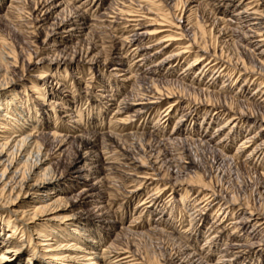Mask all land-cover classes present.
<instances>
[{
  "label": "rangeland",
  "instance_id": "obj_1",
  "mask_svg": "<svg viewBox=\"0 0 264 264\" xmlns=\"http://www.w3.org/2000/svg\"><path fill=\"white\" fill-rule=\"evenodd\" d=\"M46 1L50 2L51 0H0V54L3 61L7 63L12 60L2 54L4 52L1 47H6L5 52H9L10 49L15 50L18 66L16 68L11 67L12 64L5 66L9 77L16 82L13 90L7 95L14 94L21 97V102L18 103L19 111H28L30 114L28 123L31 124L30 127H36L34 131L36 139L48 153L50 158L48 163L63 175L60 181L59 195L63 198L64 205L71 209L60 211L59 215L80 216L79 221L84 224V230L96 241L95 246L90 243L92 247L107 249L114 244L127 243L147 261L154 262V264H171V258L173 259L176 255L169 254L176 252L185 244L194 247L202 257L200 259L208 264H215L224 253L222 248L226 242L244 238L251 230L233 225L240 219L242 212L238 211L237 205L231 207V201L240 198L243 202L256 208L257 211H262L264 215V179L258 174L259 172L257 173V170L264 171L260 167L264 165V155L260 153L256 158L245 160V158H249L248 154L255 145L242 150L238 146L240 139L226 140L233 124L225 127L224 131L220 130V127L225 124L226 118L229 119L233 116V113L221 117L212 115L211 111L216 110H210L211 107H204L189 117L183 116L189 114V110L188 107L184 108L186 101L178 98L161 100L148 114L138 113L141 106L133 107L122 114H116L115 111L122 99L139 87L141 88L143 83L139 82L138 76L146 74L147 70L160 69L157 75L159 79L175 80L183 77L184 83L188 85L193 84L201 89L207 87L217 92L227 84L225 89L230 90L229 95H234L241 88L245 79L240 77L237 80L238 73L232 77L224 75L217 79L215 77L211 79L214 74L212 72L197 75L202 64L183 73L185 68L199 56L200 51L197 48L190 50L192 53L188 54V58H182L180 62L172 60L162 68H160L162 65H156L180 51L182 46L189 44V37L183 39V44L174 43L168 51L151 56L165 44L155 45L161 35L147 36L141 46L149 48L135 55L131 51L135 46L130 48V46L123 47L122 45L125 42L124 39L128 35L130 37L135 30L131 29L132 27L125 21L128 19L127 17L117 15V11L111 13L115 6V0H55L57 4H62L53 10H48L44 5ZM149 2H154V4L150 6ZM207 2L202 0H144L140 4L145 8L150 7L153 13L144 14L150 19L155 18L153 14L167 13V21L172 26L179 25V19H186L185 17L190 15L193 22H197V25L201 27L199 32L205 33V37H209L210 32L214 35V41L218 42L220 39L223 41L220 32L223 31V25L226 23L220 19L231 18V12L225 11L223 7L221 8L223 13L219 11L220 7L217 1ZM194 5L196 6L193 8V12H189ZM70 9L85 14L86 19L81 24V31L76 32L73 37L64 38L58 34L62 28L57 30L56 34L47 37L46 33L52 31L53 23L67 16ZM47 10L50 11L47 23L43 26L35 24V18H40ZM144 12L146 13V10ZM150 19L141 21L142 29L138 30L139 32L159 27L152 26L153 21ZM73 21L74 19L69 23L71 24ZM159 21L161 22V20ZM33 24L40 26L39 29L43 32L37 39H30L26 34L32 30L30 27ZM69 25L65 27H71ZM194 28L197 29L195 26ZM163 29H171L173 32L177 30L168 26ZM234 38L227 39L222 43L225 52L229 54L241 52L244 44V42L240 43V37ZM109 40L111 41L109 42ZM54 48H56L55 53H66L70 59L73 55H79L80 51L79 58L81 55L82 57L86 56L85 59L92 57L95 62L80 63L79 65L70 63L60 68L48 63L35 65L36 51L42 49L48 53ZM29 53H31L30 60ZM120 56L124 58L120 59ZM141 57L145 59L137 63L136 61ZM116 62H121L124 65L116 66ZM151 66L154 67L150 69ZM114 67L120 68L121 71H113ZM232 79L234 80L233 84ZM161 87L158 86V88ZM34 88H39L42 95L34 94ZM1 93L3 92L0 91ZM53 93L59 95L56 96ZM63 97L64 106L69 107L70 105L72 108L68 112L72 114L69 120L62 118L66 114V109L62 108V105L55 107L50 104L52 99ZM174 100L180 102L177 107L171 109L168 120L159 124L165 108ZM260 124L251 126L249 128L251 131L247 132L245 136H253L256 131H260ZM154 130L158 138H154L150 144L139 135L141 132L150 133ZM54 131H57L62 137H68L67 143L61 150H58L60 147L53 142V140L55 141L52 136ZM110 133L115 134V139L111 138L108 141L106 138ZM136 134L138 136H133ZM185 135H190L193 141L181 143L173 139L175 136H177L175 138H181ZM83 137L92 138L93 145L85 146L83 142L86 140ZM200 138L207 140L216 152L204 147L198 141ZM160 139L170 141L172 139L176 144L174 147L170 144L168 150H165L156 142ZM121 146L127 150H122ZM240 149L241 153L236 154ZM110 154L115 156H110ZM129 156H133L137 160H133ZM90 157L93 158L92 161L89 160ZM114 158L117 162L113 165L115 170H111L108 164L114 161L112 160ZM229 158H232L234 162ZM129 159L136 165L141 164L138 160H142L144 164L153 166V172L157 173L160 178L165 173V177L172 175L175 177L172 169L184 168V165H187L185 162L194 161L189 172L186 171L188 173L180 174L182 178H188L193 184L200 180L201 183L213 185L217 190H220V196L224 198L223 202L228 198L229 203L222 207L229 206V210L233 207L235 209L224 219L225 225L229 227L224 229V233H221L222 240L217 245H211V249H209L208 243L204 245L208 235L212 234L211 238H213L215 234H219L218 231L222 230L218 227L209 230L211 226H214L212 223L213 220H216L215 215L220 208H213L209 212L206 224L197 221L196 215H194L196 213L192 208L195 202L193 197L196 196V187H173L171 190L170 186L172 185H170L166 191H163L165 193L159 203L160 205L163 202L166 203L170 194L172 200L166 203L167 208L162 212H159L160 207L157 211L155 208L153 210L137 207L139 199L144 200L147 196L154 195L157 192L156 187L163 188L164 180L159 182V186L156 184L149 186L141 197H130L127 191L135 189L137 183L133 181L135 178L131 175L135 172L128 168ZM76 160H78L76 167L71 168V164ZM90 163L91 165H89ZM124 165L125 167H123ZM93 166L97 167L95 172L92 171ZM150 168L148 170L143 168L142 171H152L149 170ZM188 176H192V179L190 180ZM172 182L175 183V180ZM87 189H93V197H86L83 190ZM103 190L106 193H102ZM105 219L116 221L117 224L101 221ZM73 243L76 244L77 241ZM185 257L186 255L180 256V258ZM242 263L243 261L237 264ZM195 264H199V261ZM200 264L205 263L200 262ZM250 264H264V251L258 254L254 253Z\"/></svg>",
  "mask_w": 264,
  "mask_h": 264
},
{
  "label": "bare ground",
  "instance_id": "obj_2",
  "mask_svg": "<svg viewBox=\"0 0 264 264\" xmlns=\"http://www.w3.org/2000/svg\"><path fill=\"white\" fill-rule=\"evenodd\" d=\"M115 1V6L111 10V13H116L117 11V15L127 17L128 19L125 21L129 23L132 27L131 29L134 28L135 30L130 37L128 35L124 39L125 42L123 41L124 44L122 45L123 47L130 46V48L135 46L131 50L135 55L149 48L148 46H141L147 36L161 35L160 40L155 45L165 44L159 51L157 50L151 54V56L168 51L174 43L178 42L183 44V39L189 37V44L182 46L180 51L167 57L164 61H160L156 65H162L160 67L162 68L172 60L180 62L182 58H188L187 56L192 53L190 50L197 48L200 51L199 56L194 59L191 65L185 68L183 73L193 70L194 67L202 64L197 75H205V73L212 72L214 74L211 79L214 77L217 79L224 75H230L232 77L238 73L237 80L240 77L245 79L241 88L234 95H229L231 93L230 90L225 89L227 84L223 85L220 91L217 92L207 87L201 89L193 84L188 85L184 83L183 77L175 80L166 78L159 79L157 75L160 69L147 70L146 74L143 73L138 76L140 78L139 82L143 83L141 88L139 87L122 99L118 103L115 113H126L133 107L141 106L138 113L148 114L152 111L154 105L168 98L185 100L186 104L184 108L188 107L189 114L183 116L187 117L204 107H211L210 110H216L211 111L212 115H220L221 117L233 113V116L229 119L226 118L225 124L220 127V130L224 131L225 127L233 124L228 132L229 134H227L228 137L226 140L235 141L240 139L238 146L242 150L255 145L248 154L249 158H245V160L256 158L260 153L264 155V0H214L219 3V11H222L223 9L221 10V8L223 7L225 11L231 12L232 18L227 20L220 19L226 24L223 25V31L220 32L223 41L220 39L218 42L213 40L214 35L212 33L209 32V37H205V33L199 32L201 27L197 25V22H193L190 15L185 17L186 19H179V25L172 26L168 23V16L165 12H162L165 13L162 15L153 14L155 16L153 19L144 15L153 13L150 7L145 8L141 6L140 3L144 0ZM202 1L209 2L211 0ZM60 4L62 3L57 4L55 0L44 2L48 10H53ZM153 4L154 2H149L150 6ZM195 6H192L189 12L192 13ZM230 9L232 10L230 11ZM48 10L40 18H35V21L33 19L35 24H41L40 26H43L47 23L50 18V11ZM143 10H146V13ZM27 19L30 20L29 17ZM72 19L74 21L70 24L69 22ZM85 19V14L70 9L68 10L67 16L53 23L52 31L47 32L46 36L54 35L57 30L63 28L58 33L59 35L64 38L73 37L76 32L81 31V24H83ZM146 19L153 21L152 26L156 25L159 27H155L154 30L139 32L138 30L142 29L141 21ZM111 22L117 23L114 21ZM37 25L33 24L30 27L32 30L26 32L30 39H37L42 35L43 32L40 31V26ZM66 25L71 27H65ZM165 26L176 28L179 31L176 30L173 32L171 29H163ZM234 37H240V43L244 42V44H241V52L237 51L234 54H229L225 52L222 43L227 39H235ZM1 48L4 52L2 54L12 61L5 63L0 54V91L3 92L0 94V264H154V262L147 261L144 256L134 251L127 243L114 244V246L107 249H101L97 246L94 247L96 241L84 230V224L79 221L80 216L78 217L72 214L65 216L59 215L60 211L71 209V207L68 208V206L64 205L65 202L59 195V191L61 190L59 188L61 186L60 181L63 175L48 163L50 159L49 155L36 139V133L34 132L36 127H30L31 124L28 123L30 118L28 111H19L18 103L21 102V97L14 94L12 96L7 95V93L13 90L16 82L9 77L8 70L5 66L12 64L11 67L16 68L18 66V59L16 58L15 50L10 49L9 52H5L6 47L2 46ZM55 51L56 48L49 50L48 53L42 49L36 51L37 61L35 65L39 66L48 63L60 68L70 63L79 65L80 63H92L94 61L89 56V59H85L84 57L86 56L82 57V55L79 58L80 51L78 52L79 55H73L71 59L66 53H55ZM28 56L30 60L31 53ZM123 58L120 56V59ZM144 59L141 57L136 62H141ZM95 60L98 61L97 59ZM116 63V66L124 65L121 62ZM152 67L154 66H151L150 69ZM112 70L121 71L118 67H114ZM158 86L162 87L158 88ZM33 91L34 94L42 95L39 88H34ZM53 94L56 96L59 95L56 93ZM248 94L250 95L248 96ZM62 101H64V97L52 99L50 104L55 107L62 105V108L66 109V114L62 118L69 120L72 114L68 112L72 108H70V105L69 107H65ZM179 102L178 100H174L165 108L164 115L158 122L159 124L160 122L164 123L168 120L169 112L172 111L171 109L173 107H177ZM256 124L261 125V130L256 131L253 136H245L247 132L249 133L251 131L249 128ZM139 135L145 138L148 144L152 143L154 138H158L155 130L150 133L141 132ZM52 136L55 139L53 142L57 143L56 146L60 147L58 150H61L67 143L68 137H62L57 131L52 132ZM114 137L115 134L110 133L106 139L110 141L111 138L115 139ZM175 137L173 139L181 143L193 141L190 135H185L181 138ZM83 138L86 140L85 142L82 141L83 144L85 143V146L93 145L94 140L92 138ZM198 141L212 152H216L213 146L207 140H204V138H200ZM156 142L161 147L163 146L165 150H168L170 144L173 147L176 144L172 139L171 141L168 139H160ZM241 149L236 154L241 153ZM122 150L127 149L122 147ZM186 151L188 152L187 149ZM110 156L115 155L110 154ZM131 158L137 160L133 156ZM92 159L91 157L89 158L90 161ZM229 159L232 161V158ZM112 160L114 161L108 164L111 170L115 168L113 165L117 162L115 158ZM138 161L141 164L136 165L130 159L128 161L130 164H128V168L135 172L131 174L135 178L133 181L137 183L135 189L127 191L130 197H141L145 189L155 184L158 185L161 180H164V187H156L157 192L154 195H149L144 200L139 199L140 202L137 207L153 210L155 208V211L160 207L159 212H162L167 208L166 203L172 200V195L170 194L166 203L163 202V204L165 203L164 206L159 203L164 196L165 192L163 191H166L170 185H172L170 186L171 190H173V187H196V196L193 197V201L195 202L192 208L194 213H196L194 215H196L195 219L197 221L206 224L209 212L213 208H220L217 210V215H215L216 220H213L212 224L214 226H211L209 230L213 228L217 229V227L222 230L218 231L219 234H215L213 238H211L212 234L208 235L206 243L204 244L207 245L208 243L210 245L209 249H211V245H217L222 240L221 233H224V229L229 227L225 225L224 219L229 213H233L235 209L233 207L229 210V206L222 207L229 203L228 198L223 202L224 198L220 196V190H217L213 185L201 183L200 180L195 181L193 184L188 178H182L180 174L188 173L194 161L190 160L189 162H185L187 165H184V168L172 169L175 177L173 175L165 177V173L161 178L157 173L153 172V166L144 164L142 160ZM77 163L78 160L74 161L70 167H76ZM260 167L264 170V165ZM92 168L90 169L95 172L97 167L93 166ZM143 168H147V170L150 168L149 170L152 171H142ZM257 173L264 179V171L257 170ZM179 176L181 177L178 178ZM188 177L190 180L192 179V176ZM173 180H175V183L172 182ZM83 193L87 198L93 197V189L83 190ZM102 193L106 192L103 190ZM231 202V207L232 205H237L239 207L238 211L242 212L240 219L235 221L233 225H238V228L241 227L242 229L251 230L248 231L244 238L226 242L224 248H222L224 253L221 254V258L215 264H237L241 261H243L242 264H250L252 263L254 253L258 254L264 251V215L262 211H257L256 208L251 207L248 203L243 202L242 199L240 200V198H236ZM101 221L117 224L116 221L112 222L109 219ZM153 231L156 232V230ZM74 241H77V243H73ZM90 243H93L94 246L92 247ZM172 254L173 256L176 255V257L171 258V264H184L185 262V264H195L198 261L199 264L200 262L208 264L203 259H200L202 257L199 256L194 247L186 246L185 244L180 249H177L176 252H171L169 255L172 256ZM184 255H186L185 258H180V256L183 257Z\"/></svg>",
  "mask_w": 264,
  "mask_h": 264
}]
</instances>
